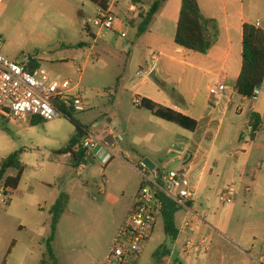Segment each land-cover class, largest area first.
<instances>
[{
	"label": "rangeland",
	"instance_id": "1",
	"mask_svg": "<svg viewBox=\"0 0 264 264\" xmlns=\"http://www.w3.org/2000/svg\"><path fill=\"white\" fill-rule=\"evenodd\" d=\"M116 1L111 12L125 22L122 33L126 37L114 34V42L105 46L102 35L107 31L94 26L102 13L88 0H0L3 56L21 64L32 60L80 84L87 111L73 113V119L101 141H109L111 127L124 137L108 163L95 159L92 152L91 162L75 169L70 156L60 154L76 134V126L67 115L49 122L36 119L31 126L0 118V163L19 152L25 168L18 189L0 196V264H41L52 234L51 209L62 193L70 196V204L52 243L58 264H106L143 183L136 160L169 157L167 147L159 154L137 145L133 151L125 152L128 143L133 144L132 139L137 141L147 134L145 127L155 133L159 129L148 123L142 128L141 123H146L145 117L149 119L151 112L130 103L136 89L133 92L128 88L139 82L133 78L139 70L138 59L133 56L129 60L127 52L136 41V32L126 22V17L132 15L129 7L133 3ZM207 1L205 6V0H201L202 11L214 20L212 31L216 37L224 24V11L243 9L251 23L264 29V0ZM86 26L98 37V43ZM81 43L87 45L78 48ZM142 50L145 49L138 46L134 52L147 53ZM78 69L84 70L82 76ZM263 96L261 90L258 104L263 103ZM239 119L240 124L234 123V118L228 119V124L234 121L235 126L226 142L223 135L219 140V145L224 144L218 150L221 169L210 176L211 187L198 195L194 209L207 221L200 224L209 250L197 249L183 264H264V124L253 139L243 123L244 117ZM240 134L244 141L241 154L249 160L242 180V161L233 160ZM16 175L17 170L12 169L5 178ZM2 187L4 181L0 182V193ZM227 192L235 195L234 203L221 202L220 197ZM187 212L182 209L176 215L181 234L178 242L166 235L163 220H159L139 264H161L155 253L163 246L173 250V255L165 259L179 264L184 243L200 241L190 231H182L185 219L191 218Z\"/></svg>",
	"mask_w": 264,
	"mask_h": 264
},
{
	"label": "crops",
	"instance_id": "2",
	"mask_svg": "<svg viewBox=\"0 0 264 264\" xmlns=\"http://www.w3.org/2000/svg\"><path fill=\"white\" fill-rule=\"evenodd\" d=\"M154 1L132 0L133 4L129 7V12L132 14L130 18L137 19L140 13L147 11ZM198 1L202 11L201 0ZM110 3L109 12L118 2L110 0ZM207 5L208 1L205 0V6ZM181 8L182 0H167L150 25L149 31L140 38H136L134 45L132 44L131 48H128L129 60L135 56L139 64L137 65L139 70L133 76L134 79H139V82L132 83L133 86L128 89L133 92L136 89L130 102L132 105L135 106L137 99L142 104L146 100L151 101L190 117L196 121L197 127L194 132H190L163 121L148 111L151 117L149 119L145 117L146 123L142 122L141 126L144 128L148 126L147 123L151 124L159 129L158 133L145 127L147 134L137 141L132 139L133 144L129 142L125 152H130L132 147L137 145L143 146L147 152L159 154L164 152L167 147L169 157L166 160L157 161L151 157L141 158L136 160L140 167L137 168L133 165L132 167L137 168L138 172L142 163L159 172L191 168V181L197 187L199 195L204 190L210 189L212 183L209 179L210 176L221 169L222 160L218 157V150L221 151L224 144L220 143L219 145L220 137L223 135V142H226L235 126L234 123H241L240 117H244L243 123L248 126L249 130L251 129L249 127L250 118L253 113L260 114L263 121L264 98L262 104H258V99L256 102H250L235 90L243 66V26L245 23H251L244 10H234L233 13L224 11V24H222L215 45L208 53L201 54L187 51L175 45ZM206 9L209 10L207 7ZM207 18L212 19L211 17ZM114 27V31L106 30L107 32L102 35L103 45L109 46L114 42V34H121L122 37L125 22L116 19ZM134 31L136 32V30ZM98 40L96 37L94 42L98 43ZM138 46H142L145 49L142 51H147V53H135L134 50ZM92 49L94 46L91 47ZM38 65L40 66V64ZM216 83L224 84L225 91L212 96L210 88ZM261 90H264V85ZM138 109L147 112L142 108V105ZM232 118L235 122L228 124L230 123L227 122L228 119ZM249 135L251 137V134ZM237 140L240 145H236L237 154L234 155L233 160L237 163L242 161L243 169L240 172V180H242L243 170L247 167L249 160L241 154L244 152L240 148L244 145L243 134H240ZM161 166L165 169H161ZM235 172L236 169H234V174ZM197 200L191 204L193 214H196L194 209ZM192 212H187L191 218L185 220L193 218ZM200 223L202 222L198 221L197 227L188 230L198 240L206 239V232H201L203 228ZM180 235L179 233L178 239L174 242H178ZM169 249L173 255V250L170 247ZM183 262L184 260H181L179 264H183Z\"/></svg>",
	"mask_w": 264,
	"mask_h": 264
},
{
	"label": "built area",
	"instance_id": "3",
	"mask_svg": "<svg viewBox=\"0 0 264 264\" xmlns=\"http://www.w3.org/2000/svg\"><path fill=\"white\" fill-rule=\"evenodd\" d=\"M102 15L94 21L99 30L114 31L116 18L111 12L100 10ZM125 38L126 35L122 34ZM3 44L0 41V118L31 126L36 119L45 122L54 121L65 114L60 109L72 110L74 113L87 111V104L80 92V84L53 74L49 67L38 66L30 69L29 61L21 64L8 60L2 54ZM82 76L84 70L78 69ZM225 91V85L216 83L210 88V94L216 96ZM261 88L255 90L252 98L256 102ZM142 105L136 100L135 106ZM110 140L101 141L88 134L83 140L82 148L103 164L116 155L115 147L123 142V135L114 127L109 129ZM251 134V129L249 130ZM139 174L143 178L142 186L135 199L129 217L121 226L114 248L106 264H139L141 256L152 235L162 219L163 199L168 198L182 209L191 211V204L198 198L197 187L191 181V168L159 172L142 163ZM7 189L1 188L0 196L6 197ZM222 203L232 204L235 195L230 192L220 197ZM193 214V212H192ZM207 223L205 218L193 214L191 220H185L182 231L193 230L196 223ZM197 249L209 250V242L202 239L197 243L190 240L184 243L178 259L184 260L196 254ZM165 264H171L167 261Z\"/></svg>",
	"mask_w": 264,
	"mask_h": 264
},
{
	"label": "trees",
	"instance_id": "4",
	"mask_svg": "<svg viewBox=\"0 0 264 264\" xmlns=\"http://www.w3.org/2000/svg\"><path fill=\"white\" fill-rule=\"evenodd\" d=\"M96 5L100 10L108 11L110 0H88ZM167 0H155L147 11L140 13L137 19L126 17L127 24L136 30V38H140L149 31L150 25L159 13L160 9ZM214 20L203 15L198 0H182V8L177 26L175 45L187 51L206 54L216 43L217 37L213 34ZM86 31L90 34L91 30L86 26ZM93 38L96 37L92 34ZM85 43L77 45L78 48L84 47ZM243 66L239 79L236 82L235 90L243 97L250 99L254 96L257 88L264 85V29L260 26L245 23L243 26ZM30 69H35L39 65L32 60L29 61ZM142 108L151 112L155 117L175 124L180 128L194 132L197 123L193 119L172 109L159 106L151 101H144ZM75 124L76 134L71 139L67 148L62 150L60 154L69 155L71 166L79 169L91 162L92 155L82 148L81 141L88 136L87 129L79 125L72 117V110L60 109ZM261 115L253 113L250 118L249 127L251 128V137L256 138L257 134L263 127ZM83 142V141H82ZM79 147L77 150L76 148ZM15 169L17 175L15 177L8 176V171ZM24 166L20 160V153L16 152L4 159L0 163V182L4 181V187L7 192L17 190L24 174ZM164 208L162 211V220L164 223V231L173 241L179 236V229L176 225V215L182 210L175 202L168 198L163 199ZM70 204V196L62 193L57 202L51 209V229L52 234L46 243L47 252L41 264H58L52 243L54 242L58 224L68 209ZM171 256L168 246L161 247L156 253L157 262L164 264L165 258Z\"/></svg>",
	"mask_w": 264,
	"mask_h": 264
}]
</instances>
